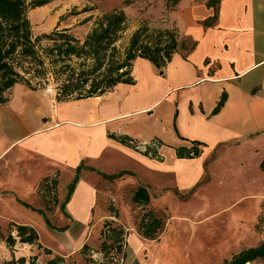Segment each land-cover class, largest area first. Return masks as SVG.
<instances>
[{"label": "crops", "instance_id": "crops-1", "mask_svg": "<svg viewBox=\"0 0 264 264\" xmlns=\"http://www.w3.org/2000/svg\"><path fill=\"white\" fill-rule=\"evenodd\" d=\"M207 2L179 0L162 24L194 48L184 55L174 52L162 68L135 57L130 84L66 101L25 82L4 92L0 263L14 257L24 258L22 264H47L59 255L68 264H112L97 250L96 226L120 223L102 212L103 191L96 186L101 173L124 172L125 182L147 191L163 192L170 181L191 194L203 217L231 203L264 199V0ZM222 94L225 103L214 113ZM194 144L199 154L187 157ZM53 175L56 205L44 212L37 186ZM10 223L34 229L40 247L17 242L10 248L1 238ZM127 226L120 264H142L136 257L152 254L155 247L145 242L152 239ZM178 243L168 236L157 247L175 253L184 244Z\"/></svg>", "mask_w": 264, "mask_h": 264}, {"label": "trees", "instance_id": "trees-1", "mask_svg": "<svg viewBox=\"0 0 264 264\" xmlns=\"http://www.w3.org/2000/svg\"><path fill=\"white\" fill-rule=\"evenodd\" d=\"M50 1L52 0H0V104L7 100L4 92L17 82H25L32 88L30 80L25 75L29 74L33 68L34 75H45L46 61L61 75L62 80L57 89L59 92L56 95V100L66 101L96 97L106 93L117 83H132L133 78L130 70L132 60L137 56L150 60L156 68H162L170 61L174 52L178 50L187 52L195 44L178 39L172 29L150 28L147 24H143L129 35V41L125 46H120L118 42L125 31L127 19L121 8H115L98 16L93 21L90 31L81 41L73 37L66 28L53 30L48 34L43 33L33 38L27 18V9L42 7ZM130 1L125 0L124 4L128 5ZM178 1L166 0L165 7L168 10L174 9ZM215 1L217 0H208L207 6ZM82 10L87 11L88 9ZM205 24L209 25L210 19ZM42 38L51 44L39 47V40ZM73 60H76L74 64H72ZM224 101L225 95L222 94L213 109L214 113L223 106ZM121 140L129 144L128 139ZM193 146L188 150L187 157H196L199 154L200 151L196 148V144ZM178 156H182L180 152H178ZM76 171L77 174L67 186L66 200L78 180L79 167ZM123 174L124 172L116 175L101 173L102 177L108 180H114ZM50 180L51 177H43L39 181L37 186L39 193L44 188L48 189L49 183L52 186L56 184V180L53 182ZM53 196L52 201L55 203V194ZM131 200L142 207L146 206L149 203L146 187L137 186ZM161 227V218L154 216L151 212H146L138 223L137 232L144 238L151 239L155 238ZM12 230H15L18 240L11 235ZM99 235L101 241L97 250L103 254L105 261L112 262L113 259L123 261L126 256L124 250L126 230L122 226L116 225L112 220H105L99 230ZM1 238L5 239L10 248L17 242L40 247L34 229L24 224L10 223L6 236L1 235ZM87 250H89L87 245H84L81 252L86 255ZM112 251H114V255H111ZM90 259L87 257L86 261H91ZM254 260L264 262V242L233 253L223 263L248 264ZM23 261L24 258L16 260L12 257L0 264H22ZM65 262L64 257L55 255L47 261V264H68Z\"/></svg>", "mask_w": 264, "mask_h": 264}, {"label": "rangeland", "instance_id": "rangeland-1", "mask_svg": "<svg viewBox=\"0 0 264 264\" xmlns=\"http://www.w3.org/2000/svg\"><path fill=\"white\" fill-rule=\"evenodd\" d=\"M124 1L52 0L42 7L28 8L27 18L33 38L43 33L48 34L53 30L66 28L73 37L81 41L98 16L115 8H121L127 19L125 31L118 45L125 46L129 41V35L139 26L147 24L150 28L161 29L165 27L162 24L165 22L166 15L176 10V8L168 10L165 7L166 0H131L128 5H125ZM84 8L88 10L83 11ZM183 41L190 43L187 39ZM49 44L51 43L44 38L39 40V47H46ZM178 51L183 55L189 52ZM74 61L76 60H73L72 64ZM44 67L46 71L43 76L34 75V68L25 75L30 80L31 86L43 90L47 86L58 89L62 80L61 75L48 61L45 62ZM51 180L52 182L56 180V175H53ZM167 183H169L168 189L163 192L150 189L148 194L153 197L149 196V203L142 207L131 200L139 184H130L121 177L108 180L102 175L96 182L99 191H103L99 199H102V212L117 218L120 223L115 222L116 225L123 227V224L125 226L130 224L137 231L138 223L144 213L151 212L154 216L161 218L162 227L157 231L155 238L145 241L152 244L155 250L152 254L147 250L136 257L137 261L142 264H224L223 262L233 253L264 242V199L257 203L250 201L231 203L229 206L218 208L213 213H206L203 217L197 213L203 208L200 209V205H196L191 200V194L185 190H178L170 184V181ZM55 185L52 186L49 183L48 189L44 188L39 193L42 203L45 204L44 212L52 211L56 205L52 201L56 193ZM250 206L252 209L249 208ZM101 227L96 226V230L99 231ZM2 236L5 237L6 234ZM168 236L177 243L179 240L180 243L183 241V247H178L180 251L170 253L157 247ZM248 264H264V262L254 260Z\"/></svg>", "mask_w": 264, "mask_h": 264}, {"label": "built area", "instance_id": "built-area-1", "mask_svg": "<svg viewBox=\"0 0 264 264\" xmlns=\"http://www.w3.org/2000/svg\"><path fill=\"white\" fill-rule=\"evenodd\" d=\"M44 91H46V92H48V93L53 92V93H55L56 95H57L58 92H59L57 89H54L52 86H47V87L44 89ZM111 255H114V251L111 252ZM112 261H113V262H116V263H121V262H122V260L118 261V260H116V259H113Z\"/></svg>", "mask_w": 264, "mask_h": 264}]
</instances>
